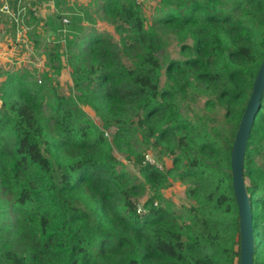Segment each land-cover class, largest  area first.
<instances>
[{"label": "trees", "instance_id": "16d2710c", "mask_svg": "<svg viewBox=\"0 0 264 264\" xmlns=\"http://www.w3.org/2000/svg\"><path fill=\"white\" fill-rule=\"evenodd\" d=\"M100 1L118 40L81 37L82 14L91 18L81 11L74 35L48 47L43 79L37 67L0 70V264H240L231 151L264 58V0H161L151 26L139 0ZM161 27L187 53L164 85ZM63 56L69 94L59 92ZM145 146L172 165L145 162ZM259 155L264 93L244 167L253 264H264ZM175 181L188 204L164 195Z\"/></svg>", "mask_w": 264, "mask_h": 264}, {"label": "rangeland", "instance_id": "374dc122", "mask_svg": "<svg viewBox=\"0 0 264 264\" xmlns=\"http://www.w3.org/2000/svg\"><path fill=\"white\" fill-rule=\"evenodd\" d=\"M71 1H74L75 3H73L74 5L71 6V4H69ZM84 1V2H83ZM55 0L56 2V6L60 12V14L58 15V13H56V19H53L55 27H54V32L52 33H45L43 35V43L44 42H48L47 44V49L48 47L52 46L53 43L55 42H64L67 40V37H72V35H74V31L72 28V21L74 20V18H76V16H73V20L71 18L70 15L66 14L65 16H60L62 15V11H66V10H73V12H77L80 10H82V12L87 10V13L91 16V18H86L85 14H82L84 16V18H86L87 22L84 25V30L81 33V37H84L85 34L88 33H104L106 35H111L112 38L114 40H118L119 36L116 34L115 29L113 27V25L109 24L108 22H106L104 19V13L102 11V7H101V1L100 0ZM142 3V6L144 8V12L146 15V19H147V25L151 26L153 19L155 16H157V8L159 6V3L161 0H139ZM82 2V3H81ZM32 5V4H31ZM34 7V6H33ZM83 7V8H81ZM37 9V8H36ZM69 12V11H68ZM7 14V13H6ZM55 16V15H54ZM67 18L68 20H70L69 23H65L64 19ZM25 19V24L31 22L34 23L35 22V16H32L31 14L26 16ZM13 21V19L9 18L8 23L10 24L11 30H16V34H18V37H20V45L19 47H17L16 50H14L16 53V57H18L19 60H21L22 62L28 61V63L24 66H28L30 68L35 67L36 65H34L33 63L29 64V59L28 58H32L33 52H34V44H35V40L37 39L38 35H41L42 33H35L34 31H29L27 29V32L25 33V35H20L17 29V26H15V24L13 25V23H11ZM24 24V25H25ZM13 25V26H11ZM25 27H27L25 25ZM160 34L162 35L163 38V48L160 50L159 55L162 59L163 65H164V70H163V80H162V85H164L166 83V67L167 65L173 61V60H183L186 57V54L184 52L183 49V45L181 41H179L176 37V35L174 33H172V31H170V29L168 28H163L161 27V29H159ZM20 35V36H19ZM53 41V42H51ZM18 42V43H19ZM190 41H187L186 43H188ZM42 43V44H43ZM50 43V44H49ZM23 45V46H22ZM50 45V46H49ZM41 46V43H40ZM20 54H19V53ZM36 55L37 53L34 52ZM63 61H64V68L62 70L61 75L59 76L58 80L60 82V87H59V92L60 93H64V94H69L71 92H74L73 88H72V77H71V68L66 64V58L65 56H63ZM49 68L46 69V71H48ZM39 72L37 73V78L38 79H43L42 75L44 70H40L38 68ZM204 101V100H203ZM203 101H201L200 103H195V105H193V109L192 110H186L185 108H183V113L185 115H194L197 114L199 112H201V104L203 103ZM84 109L87 111V113L95 120V122H97L98 124H101V121L99 119L98 116H96V114L94 113L93 109L89 106H84ZM112 136V132H109V137ZM145 151L146 153H150L154 156V153H157L153 148L145 146ZM154 152V153H153ZM116 155L118 156V158L124 162L125 166L127 167V169L132 172V173H137V169L134 166L133 162L128 160L123 154L116 152ZM158 157V155H157ZM155 158V156H154ZM156 159V158H155ZM257 160L259 161L260 164H264V157L262 156H257ZM161 161V164L163 165H168L171 166L172 165V158H169L167 156L163 157ZM185 190H186V185L184 183H181L180 181H175L170 187L164 189L163 193L166 197L172 199L177 205H185L188 204V200L186 198L185 195ZM150 196V194L148 193V191H145L143 194L138 195L137 200L139 203H144L147 198Z\"/></svg>", "mask_w": 264, "mask_h": 264}, {"label": "water", "instance_id": "95a60500", "mask_svg": "<svg viewBox=\"0 0 264 264\" xmlns=\"http://www.w3.org/2000/svg\"><path fill=\"white\" fill-rule=\"evenodd\" d=\"M264 93V58L253 82L252 92L243 112L231 151L233 189L240 217V264L254 263L253 209L247 190L244 167L248 140L261 109Z\"/></svg>", "mask_w": 264, "mask_h": 264}, {"label": "crops", "instance_id": "0c3cea01", "mask_svg": "<svg viewBox=\"0 0 264 264\" xmlns=\"http://www.w3.org/2000/svg\"><path fill=\"white\" fill-rule=\"evenodd\" d=\"M27 2H29L30 4L33 2L32 6L37 8L36 9L37 15H32V16H35L36 18L34 23L31 24L30 22V23L25 24V19H24V24L27 26L26 28L28 29V32L31 30V31H34L35 33L36 32L39 34L42 33L41 35L37 36V39L35 40V44L33 46L34 52H36L37 55L33 52L34 55H32V58H28L29 64L33 63L34 65H36L35 67H37V69L39 68L40 70H44L45 68L46 70L47 69L45 65L46 60H47V54H46L47 47L46 46L48 42L46 41L43 43L42 37L45 33L54 32L55 24H54L53 19L57 18L56 13H58V15L60 14L59 12L60 9L57 8L55 0H29ZM5 3H8L11 9L16 11L19 5V1L17 2V0H0V70L18 68L28 63V61L24 60L22 62L21 60H19L18 57H16L17 56L16 53H14L15 52L14 50H16L17 47H19L20 45V42H19L20 37H18V34H16V30L15 32L14 30H11L10 24L8 23V20L9 18L11 19V16L8 13L6 14L5 12L1 10L2 6ZM73 3L75 2L71 1L69 4L73 6L74 5ZM81 11L82 10L79 9V11L75 13L73 12V10L69 9L66 11H62L61 13L62 15L60 16L62 17L68 14L71 16L73 20V16L78 15L79 13H81ZM86 22H87L86 18L83 17V21L81 25L84 26ZM40 43H41V46H40Z\"/></svg>", "mask_w": 264, "mask_h": 264}, {"label": "built area", "instance_id": "2783aa9c", "mask_svg": "<svg viewBox=\"0 0 264 264\" xmlns=\"http://www.w3.org/2000/svg\"><path fill=\"white\" fill-rule=\"evenodd\" d=\"M27 1H29V0H19V5H18V8L16 11L12 10L8 3H5L1 8V10L3 12L8 13L11 16L13 21L16 23L18 32L21 36L25 35V33L27 32V28L24 25V18L28 15L29 8H30V10L33 11L34 15H37L36 8L33 7ZM64 21H65V23L70 22V20H68L67 18H65ZM39 82H41V80H39ZM145 162L155 164L161 169L164 168V165L157 162V160L154 158V156L150 153H147L145 155ZM138 211L144 213V212H146V209L143 207V205H139Z\"/></svg>", "mask_w": 264, "mask_h": 264}]
</instances>
